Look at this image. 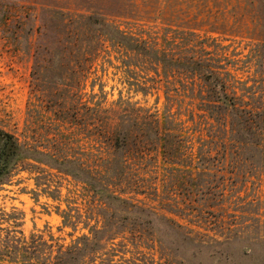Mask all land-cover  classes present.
<instances>
[{
    "label": "rangeland",
    "instance_id": "1",
    "mask_svg": "<svg viewBox=\"0 0 264 264\" xmlns=\"http://www.w3.org/2000/svg\"><path fill=\"white\" fill-rule=\"evenodd\" d=\"M87 6L104 22L169 55L185 53L181 48L192 43L195 32L238 78L254 73L260 36L255 0H0V128L30 149H53L92 170L112 153L99 133L109 136L120 117L131 124L137 120L141 129L131 139L152 140V146L131 141L124 154L126 176L114 190L123 191L129 206L156 213L147 224L146 216L122 213L124 204L104 198L84 180L20 157L0 183V243L6 231H22V239L41 244L46 255L44 242L53 249L67 246L105 224L114 230L102 238L96 263L114 251V260L133 256L150 264H264V174L255 167L260 163H240L237 152L221 145L207 148L204 131L197 130L203 111L183 91L178 73L165 76L153 60L96 29L82 35V44L74 38L75 76L68 70L42 77L35 68L37 49L51 47L55 37L43 7L65 12L67 27L82 30ZM54 83L80 87L65 93L50 87ZM49 96L63 99L61 112L55 113ZM165 112L183 124L172 132L178 144L172 160H164L154 144L164 127L151 128L152 136L142 132L153 121L163 123ZM193 152L213 158L191 159ZM106 201L116 208L108 215L100 206Z\"/></svg>",
    "mask_w": 264,
    "mask_h": 264
},
{
    "label": "trees",
    "instance_id": "2",
    "mask_svg": "<svg viewBox=\"0 0 264 264\" xmlns=\"http://www.w3.org/2000/svg\"><path fill=\"white\" fill-rule=\"evenodd\" d=\"M255 3L260 36L257 38L258 44L253 51L255 54L252 56L254 73H251L250 79L238 78L224 63L212 57L211 51L206 49L204 38L195 32L191 33L192 43L181 48L182 50L185 49V53L174 54L171 50L172 53L169 55L163 49L152 46L145 40L139 41L133 35H129L99 19V12L88 6L85 8L90 12L83 17L84 28L82 30L73 26L67 27L64 20L65 12L54 7H43L42 12L47 25L54 22L55 37L50 42L51 47L45 44L41 51L38 52L37 49L35 68L41 70L42 77L47 72L54 71L56 73L68 70H70V76H75V66H79L76 63L78 61L75 60V53L79 50L76 43L79 41V44H82V35H86L87 30L96 29L104 33L105 37L109 38L108 40L116 42L119 46H125L127 49L140 53L145 58L153 60L154 65L157 63L162 67L165 76L168 72L178 73L184 87L183 91L190 92L192 94L190 99H197L198 106L203 111L199 115L202 121L199 124L201 123L202 126L201 129L199 127L197 130L204 131L203 141L207 143V148H212L211 145H221L224 150L228 148L234 150L237 152V159L240 163L256 160L260 163V167L255 166L259 168L257 169L258 173L264 174V0H255ZM75 36L77 37L76 43ZM198 50H203L206 54H200ZM40 53L41 56H39ZM53 63L54 65H51ZM156 70H158L157 67ZM51 85L50 87L54 90L65 93L77 91L80 87V85H73L72 83H63V85L54 83ZM42 86L45 88V85ZM50 100L55 102L54 105L51 102L49 104L55 113L63 110V99L60 103L59 99L51 98ZM153 117H157L156 114ZM134 122L131 124L120 117L117 126L109 136L105 133H99L100 137L103 138L105 135L104 138L108 139L107 142L112 147V153L109 152V155L101 159L100 164L92 167V170L85 168L76 157H68L62 153L57 154L53 149L43 150L37 149V147L30 149L26 143L19 141L13 133L0 128V183H5L18 158L37 159L74 179L84 180V183H88L94 192L100 193L104 198L124 204L121 205L122 213H136L146 216L147 219L144 221L151 224L156 219L154 216L156 213L153 210L129 206L126 199L122 197L123 191L121 189H119L120 191L114 190L119 185L118 182L126 176L124 154L131 141L133 140L134 146L140 148H144L145 144L152 146V140L139 139L136 142V140L131 139L135 132L141 129H136L140 127V124L137 120ZM162 122L159 125L158 120L153 121L152 124H148L150 129L147 131L142 129V132H144V136H152L154 128L164 127L165 133L154 144L160 147L164 160H172V158L177 157L174 151L178 147V144L172 139V132L178 130L177 128L183 124L181 120L168 115L166 112ZM41 155L45 160L40 159ZM190 158L205 160L206 158H213V156L212 154L205 155L202 153L201 155L193 152ZM107 202L100 205L105 212L104 215L109 210L116 209L111 206V202ZM140 215L139 220H142L143 217ZM145 226L154 230L153 225ZM113 230L110 225L105 224L101 229L91 228L90 235L84 234L72 244L59 245L56 249H53V244L44 242L48 253L44 255L41 244L32 246L31 243L22 239L24 238L21 235L23 234L22 231L11 229L6 231L5 237L1 239L0 264H150L147 260L133 256L128 259L114 260L111 258L115 254L114 251L96 263L94 257H96L95 253L102 247L100 243L102 238L105 233ZM17 232L20 233V236L16 235ZM110 238L112 239V237ZM3 252L6 254H2ZM51 252H54V255H51Z\"/></svg>",
    "mask_w": 264,
    "mask_h": 264
}]
</instances>
